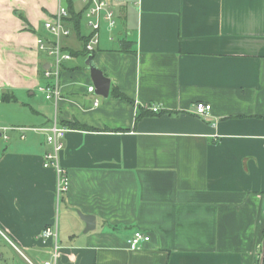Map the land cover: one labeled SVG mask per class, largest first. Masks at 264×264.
<instances>
[{
  "label": "crops",
  "instance_id": "obj_1",
  "mask_svg": "<svg viewBox=\"0 0 264 264\" xmlns=\"http://www.w3.org/2000/svg\"><path fill=\"white\" fill-rule=\"evenodd\" d=\"M63 1L0 0V237L13 264L52 260L46 228L57 264H264V0H113L116 25L102 23L92 54L108 97L88 91L90 55L71 54L90 27L66 23L56 101L40 46ZM54 124L68 129L59 195L38 130ZM137 231L151 240L132 250Z\"/></svg>",
  "mask_w": 264,
  "mask_h": 264
},
{
  "label": "built area",
  "instance_id": "obj_2",
  "mask_svg": "<svg viewBox=\"0 0 264 264\" xmlns=\"http://www.w3.org/2000/svg\"><path fill=\"white\" fill-rule=\"evenodd\" d=\"M113 0H83L85 3L84 14L88 19V26L90 27L92 34L86 44V51L88 55L94 53L95 48L99 44V30L102 23H106L109 29H113L116 25L115 13L112 8ZM69 16L68 9L61 5L54 17L45 23V28L53 36L54 41L51 46L41 44L40 50L46 52L52 57V63L45 71V76L52 79L54 82L48 88L43 89L46 93L47 99H55L59 101L61 98L60 93V73L62 65L65 61L72 59V56L65 53L62 48L61 40L71 34V30L66 26L65 19ZM89 92H94V87L88 89ZM95 106H98V102H95ZM153 113H158L160 109L158 107L149 108ZM212 106L206 103H197L194 107V114L197 117L207 118L211 115ZM9 129L0 127V132L7 131ZM45 132L46 142L52 148V150L45 154L44 164L45 168H52L57 175V193L58 195L65 192L68 186V178L65 169L60 163V154L63 151V140L66 137L68 129L66 127L58 126L54 124L48 129H38ZM7 138V137H5ZM41 239L47 241L50 239L55 240L54 254L52 260L46 261L43 264H57L59 257L58 232L57 228H46L42 234ZM151 240L150 235L147 233L137 231L128 240L127 244L130 249H139L144 244L149 243Z\"/></svg>",
  "mask_w": 264,
  "mask_h": 264
},
{
  "label": "water",
  "instance_id": "obj_3",
  "mask_svg": "<svg viewBox=\"0 0 264 264\" xmlns=\"http://www.w3.org/2000/svg\"><path fill=\"white\" fill-rule=\"evenodd\" d=\"M86 65L90 71L92 82L95 88V94L107 98L109 95V90L111 86V81L107 78L104 73L97 67L94 62V56L91 54L86 62ZM79 217L85 222L86 228L84 233H88L95 229L96 219L91 215H83L81 212L77 211ZM264 246V245H263ZM264 260V252L262 255L261 262Z\"/></svg>",
  "mask_w": 264,
  "mask_h": 264
},
{
  "label": "rangeland",
  "instance_id": "obj_4",
  "mask_svg": "<svg viewBox=\"0 0 264 264\" xmlns=\"http://www.w3.org/2000/svg\"><path fill=\"white\" fill-rule=\"evenodd\" d=\"M73 9L76 13H80L83 11V8L85 7V3L83 0H72ZM63 6L67 7L68 2L66 0L63 1ZM84 17H82L81 20V27L82 31L85 32L86 24L88 26V19L83 14ZM0 254L3 255V259H0V264H13L15 262V259L17 258V254L14 252L12 247L6 243L1 237H0Z\"/></svg>",
  "mask_w": 264,
  "mask_h": 264
},
{
  "label": "trees",
  "instance_id": "obj_5",
  "mask_svg": "<svg viewBox=\"0 0 264 264\" xmlns=\"http://www.w3.org/2000/svg\"><path fill=\"white\" fill-rule=\"evenodd\" d=\"M68 2V6H67V9H68V13H69V16L67 19H65V23H70L73 25L74 29L79 31L80 30V27H81V20H82V17H83V13L84 11L80 12V13H76L73 9V4H72V0H66ZM73 56H79L80 54H83V55H88L87 51H86V48H85V52H81V53H71ZM115 97H118V98H125L124 95L122 94H119L118 92L115 91ZM9 98L8 96H3V101H8ZM69 126L73 129H87L86 127L82 126L81 124L75 122V123H70Z\"/></svg>",
  "mask_w": 264,
  "mask_h": 264
}]
</instances>
